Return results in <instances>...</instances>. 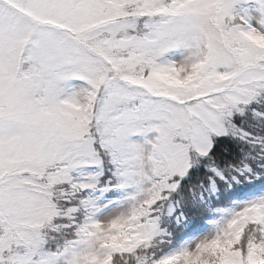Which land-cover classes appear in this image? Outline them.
<instances>
[{
	"label": "snow or ice",
	"instance_id": "6c2138e0",
	"mask_svg": "<svg viewBox=\"0 0 264 264\" xmlns=\"http://www.w3.org/2000/svg\"><path fill=\"white\" fill-rule=\"evenodd\" d=\"M0 264H264V0H0Z\"/></svg>",
	"mask_w": 264,
	"mask_h": 264
}]
</instances>
